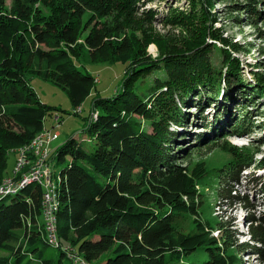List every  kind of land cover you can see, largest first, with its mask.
Segmentation results:
<instances>
[{"label":"trees","instance_id":"16d2710c","mask_svg":"<svg viewBox=\"0 0 264 264\" xmlns=\"http://www.w3.org/2000/svg\"><path fill=\"white\" fill-rule=\"evenodd\" d=\"M140 1L12 0L5 10V0H0V186L8 154L45 130L50 109L39 102L26 75L50 80L77 108L96 82L77 69L74 58L128 66L116 95L94 101L95 117L89 116L81 137L68 139L55 151V161L66 162L57 177L59 246L48 243L38 220L43 190L28 184L0 197V264H62L63 258L71 263L60 245L73 247L87 264L108 251L112 255L104 264H167L166 257L178 260L199 248L207 256L202 264H248L245 254L264 262V213L245 219L249 243H238L231 222L212 226L200 217L199 188L209 173L228 187L218 192L223 200L246 207L247 195L232 188L245 171L246 155L220 146L235 157L224 168L178 164L219 133L226 139L223 126L228 121L222 120L229 113L223 118L218 113L211 133L201 134L190 151L177 146L178 132L171 127L186 123L181 107L191 105L198 89L218 103L225 101L223 106L240 104L233 97L242 86L236 56L240 47L212 28L207 0H189V10L169 8L163 16L162 23L186 33L179 44L166 36L155 38L151 25L158 14L140 10ZM234 9L248 11L254 16L250 21H264V0L235 3ZM150 43L158 49L154 58L145 51ZM157 71L165 76L152 78ZM255 74L254 92L264 100V77ZM249 96L246 103L254 104ZM198 107L202 114L204 106ZM260 162L264 168V157ZM48 164L51 169L50 158ZM249 181L248 186L253 184ZM185 218L191 219L189 232L176 228Z\"/></svg>","mask_w":264,"mask_h":264},{"label":"rangeland","instance_id":"374dc122","mask_svg":"<svg viewBox=\"0 0 264 264\" xmlns=\"http://www.w3.org/2000/svg\"><path fill=\"white\" fill-rule=\"evenodd\" d=\"M11 2L12 0H5V10H9ZM140 2H142L139 3L140 10H155L158 14V16H155L157 21H154L151 25V27L153 26L151 32L155 35V38H159L162 35L171 39V43L179 44V41L186 36V33L183 30H179L178 27L162 23L161 20L169 8H175L183 12L189 10L191 7L189 0H141ZM207 2L210 4L208 9L206 6L210 20L211 18L215 20L212 23V28L219 29L231 43L240 47V51L237 52L236 56L241 62V72H243L241 74L242 86L241 88L236 87L233 93V97L240 104L229 103L223 106L222 103L225 101L218 103L215 97L205 93V89H198L197 94L199 95L190 97L191 105L181 107L182 114L187 115L186 123H183L182 126L173 123L171 127L178 132L179 137L177 139L180 140L178 142L180 144L177 146L190 151L192 149L191 146L197 144L201 134L211 133L212 124L215 122L218 113L220 117L224 115L223 113H229V116L222 120V123L228 121L223 126V130L228 137L223 140V135L220 133L215 139L213 136L211 138L214 139L213 141L204 143V145L203 143L200 144L197 147V151H193L187 158L180 159L178 164L185 166L187 162L191 164L204 162L208 171L224 168V166L233 162L235 157L223 152L220 146L235 148L237 152L246 155L247 166L241 168L245 171L239 174V184L232 185V188L237 193L240 195L245 193L247 195L246 207L223 200L218 192L219 190L225 191L228 187L223 183H217L212 173H209L203 179L202 186L199 188V211L200 217L208 221L212 226H217V222H231L232 228L236 230L237 235L235 238L238 243H249L245 219L249 215L258 216L264 213V168L260 165V160L264 157V100L262 97L258 98L256 92H254L255 73L264 77V35L260 36V33L264 31V21L259 19L254 22L250 21L254 16L249 14L248 11L244 13L235 11V3L243 4L247 3L248 0H207ZM201 6L205 7V4L202 3ZM262 7L257 5L256 9L260 10ZM237 19H240V21H237ZM206 23L205 21L204 24ZM253 23H256V25H253ZM145 51L152 58L158 56V49L155 43H150ZM216 55L212 54L211 59L216 63V66H220L219 58ZM74 64L78 70L90 74L94 80H98L92 87L89 96L80 105L82 109L80 114H74V109L76 108L72 106L67 93L63 89L54 85L50 80H45L35 75H26V79L36 93L39 102L50 107L49 112L45 115L44 129L51 132L55 137L50 145V164L53 172L52 180L56 186H58V173L66 165V162L58 164L53 158L56 149L70 138L81 137V133L87 126L89 116L93 111L94 101L116 95L124 82L128 67L126 64L116 61H89L81 56L74 58ZM164 76V72L157 71L152 78H163ZM247 94L250 95L248 98H251L249 100L254 101V104L246 103ZM213 100L217 102L216 107L211 104ZM198 104L204 106L202 114H200ZM244 105L247 107H244ZM248 106H252V109ZM243 115L246 118L242 119ZM229 123L231 125H228ZM203 137L201 136L200 138ZM212 143H216L217 146L213 147ZM84 144L86 145L87 143L84 142ZM171 149L172 151L177 150V147H172ZM244 162L246 163V161ZM15 165L16 155L13 153L8 154L4 171L5 177L3 179L6 183L9 182V179H16V177H12ZM248 181L253 184L248 186ZM38 220L42 223L41 216ZM190 222V218L180 221L179 225L176 226L177 230L189 232L191 228ZM213 235L217 236V232L215 231ZM60 247L66 251L67 257L69 255L66 248L69 249V252L75 251L71 246L60 245ZM50 252L54 256L59 257L60 253L56 249H50ZM111 255V251H108L96 260L88 262V264H104ZM206 258V253L202 248H199L178 260L168 261L166 257V261L167 264H202ZM62 260V264H71L64 258ZM243 260L248 264H264V262H259L254 255L245 254L243 255Z\"/></svg>","mask_w":264,"mask_h":264},{"label":"bare ground","instance_id":"6f19581e","mask_svg":"<svg viewBox=\"0 0 264 264\" xmlns=\"http://www.w3.org/2000/svg\"><path fill=\"white\" fill-rule=\"evenodd\" d=\"M44 131H42L39 135H37L33 141H31L28 145H25L23 147H20L18 149L13 150V153L16 155V165L13 169V175L12 177H16V179H9V182L11 181V183H16V181H19L22 178V175H30L31 173H34V171L40 167V157H33L31 159V161L28 162H22L19 164V156H21V154L23 153L24 150H26L28 147H35L37 146V144L40 142V139L43 137L44 135ZM51 154V151H50ZM4 181V180H3ZM3 181L1 183L0 186V190L3 187ZM47 182H48V187L50 189V197L52 198V211H51V222L53 223V235L55 237V239H53L51 237L50 234V227L48 225V219H47V188L44 184L43 181H35V180H28L27 182H23L20 185H17V187L13 188L11 191L8 192H3L0 193V197L1 195H6L8 193L14 192L20 188H23L24 186L28 185V184H36L37 186H40V188L43 190V197H42V202H41V209H42V226L44 225V233H46L45 238L48 239V243H50L53 246H57L59 243L57 240V226H56V213L58 211V196H57V186L54 183V181L52 180V176H51V169L50 166L48 164V171H47ZM59 246V245H58ZM59 248V247H56ZM71 250V249H70ZM72 251V250H71ZM75 257H76V261H74L72 259V257H70L69 255V260L71 261L72 264H87L86 261H84L82 259L81 256L78 255L77 252H73Z\"/></svg>","mask_w":264,"mask_h":264},{"label":"built area","instance_id":"2783aa9c","mask_svg":"<svg viewBox=\"0 0 264 264\" xmlns=\"http://www.w3.org/2000/svg\"><path fill=\"white\" fill-rule=\"evenodd\" d=\"M95 82H98V80H95ZM82 112V109L80 107H77L74 109V114H80ZM94 117V111L91 112L90 118ZM55 137L52 135L51 132L46 131L44 132L43 137L40 139V142L35 147H28L26 150L23 151L21 156H19V164L22 162H28L31 161L33 157H40V167H38L34 173H31L30 175H22V178L19 181H16V183H6V181L3 182V187L0 190V193L11 191L13 188L17 187V185L22 184L23 182H27L28 180H35V181H43L46 188H47V219H48V225L50 227V234L53 239H55L53 235V223L51 222V211H52V198L50 197V189L48 187L47 182V171H48V161L50 158V145L54 141ZM56 240V239H55ZM66 248V247H65ZM70 257L74 261H76V257L73 252H69Z\"/></svg>","mask_w":264,"mask_h":264}]
</instances>
